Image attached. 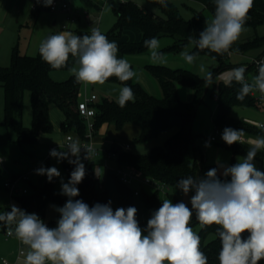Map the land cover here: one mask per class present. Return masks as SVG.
Returning a JSON list of instances; mask_svg holds the SVG:
<instances>
[{
  "label": "clouds",
  "instance_id": "1",
  "mask_svg": "<svg viewBox=\"0 0 264 264\" xmlns=\"http://www.w3.org/2000/svg\"><path fill=\"white\" fill-rule=\"evenodd\" d=\"M53 2L36 0L45 7ZM149 2L167 7V0ZM253 4L254 0H215L213 18L198 37L189 36V42L199 51L228 53L245 30ZM144 45L153 62H163L157 38L146 39ZM38 51L53 69L65 67L70 55L76 57L78 66L70 72L78 83L103 85L110 77H116L124 85L117 97L119 106L134 102V92L125 82L133 79L136 72L126 58H118V45L110 42L98 27L82 37L71 32L50 35L40 42ZM197 55L198 52L181 53L188 64L194 63ZM256 63L258 72L250 81L245 79L244 66L232 68L222 77L225 86L230 87L233 82L240 85L236 96L240 101L255 92L264 101V59ZM201 72H205L203 65ZM203 81L213 84V73L207 71ZM244 135L243 129L226 127L221 139L231 146L243 143ZM249 144L246 155L234 165L219 164L204 177L181 178L176 187L184 195L194 193L191 207L183 201L164 199L142 229L134 206L113 210L111 201L90 207L83 200L74 199L79 196L77 185L86 175L81 152L83 159L91 160L95 150L69 138L66 145L58 144L61 150L51 149L49 153L58 163L67 160L75 165L69 181L61 180L60 194L68 199L62 207L54 206L59 214L57 226L50 228L37 214L15 204L10 211L0 213V226L26 246L24 264H208L201 250V237L190 226L194 215L201 229L219 226V264H259L264 260V172L256 168L254 159L258 151L264 150V137L250 140ZM35 173L46 176L48 182L61 175L56 167L44 166ZM245 232L247 238L242 236Z\"/></svg>",
  "mask_w": 264,
  "mask_h": 264
},
{
  "label": "trees",
  "instance_id": "2",
  "mask_svg": "<svg viewBox=\"0 0 264 264\" xmlns=\"http://www.w3.org/2000/svg\"><path fill=\"white\" fill-rule=\"evenodd\" d=\"M87 9L100 11L103 0H82ZM158 9H152L139 5L134 0H128L113 4V11L117 16L114 26L108 31L107 35H120L125 26L138 27L142 32V38L138 42L122 41L119 50L122 54L142 53L148 50L144 45L146 39L153 37L159 39L163 36H171L174 42L167 47L169 51L198 52L197 56H209L217 61L215 67L210 71L215 75L225 69L235 67H246L245 79L249 81L250 74L256 75L258 72L257 63L253 60L248 66L236 65L231 63L229 56L233 52L246 53L259 49L264 45V34H256L252 38L236 41L228 53L218 55L208 50L199 51L189 42V36L198 37L204 30L207 23L211 21L215 12V0H210L206 7L212 16L209 17L204 10L194 11L190 18H184L176 5L167 0V7H162L153 3ZM264 23V0H254L253 7L248 13L245 25L257 27ZM264 57V49L261 50L256 58ZM76 57L69 56L67 65L63 68H71L75 63ZM147 68L157 77L163 96L157 97L150 94L144 87L132 79L125 82L134 92L135 100L130 101L125 107L121 108L116 99L105 97L100 101H95V115L92 117L94 124L93 134H97L104 124H113L117 129H121L127 123H137L140 125V133L137 137L139 142H149L157 138L161 133L176 128L177 130L168 137L162 145H156L146 153H135L123 150L116 144L111 150L117 153L119 167H127L141 173L146 178L156 181L165 188L176 186L181 178L192 176L194 178L204 177L207 171L215 168L208 163L204 156H199L197 146L192 133L193 119L198 105L203 99L206 88L203 77L184 68H172L163 64H148ZM62 69V68H61ZM49 64L44 62L39 53L37 55L21 54L17 48L13 50L11 63L8 66L0 65V84L5 90V124L12 127L17 133L19 142L37 141L40 132L51 131L52 121L49 113V104L55 102L64 113L65 119L62 123L64 131L74 129L84 140L87 138V123L78 110V101L81 98L82 83L76 82L74 76L65 80H55ZM107 81L122 84L116 77H110ZM188 84L195 91L196 97L193 101H183L177 90V83ZM123 85V84H122ZM240 85L233 82L228 87L222 82L218 88L217 108L214 122L217 127H231L236 130L253 131L244 122H232L228 118L229 109L234 105H254L258 106L260 96L256 98L253 94L245 97L243 101L236 99ZM28 90L31 95L33 108V124L26 127L21 122L23 112L24 93ZM261 132L264 130L260 128ZM118 147V148H116ZM228 148L234 153L246 155L249 147L244 143H234ZM261 151L257 152L260 156ZM83 162V161H82ZM86 175L83 181L77 185L79 196L74 199L83 200L90 207L96 203L107 204L110 201L109 191L104 187L101 173L97 170V164L83 162ZM63 165L70 179V174L75 165L63 160ZM54 177L52 182H48L47 177L43 185H32V190L16 198L21 203L22 209L28 213H35L42 217L50 202L58 203L62 207L67 197L61 195L56 190ZM221 179H225L221 176ZM230 179V177L228 178ZM118 189V204L112 206L113 210L119 207L127 208L134 206L135 191L116 177ZM161 189H157L153 194H144V203L150 215L157 210L165 199L160 194ZM168 199L173 203L181 202L177 196L168 195ZM6 207L4 211H10ZM2 211V212H4ZM59 214L50 223L49 227L57 224ZM141 228L147 227V221L137 217ZM199 224L195 217L192 218L191 227ZM218 225L205 226L197 232L201 237V250L208 258V264H219V252L221 243L218 237ZM214 236L209 239V236ZM247 238L248 233L242 234ZM259 264H264V260Z\"/></svg>",
  "mask_w": 264,
  "mask_h": 264
},
{
  "label": "rangeland",
  "instance_id": "3",
  "mask_svg": "<svg viewBox=\"0 0 264 264\" xmlns=\"http://www.w3.org/2000/svg\"><path fill=\"white\" fill-rule=\"evenodd\" d=\"M68 1L78 7L81 13V17L73 23H69L65 14L60 11L51 12L49 10H44L34 12L31 8V0L30 2L28 1V3H21L19 9H13L11 12L5 5H0V65H10L12 53L15 48H17L21 54L37 55L39 53L38 48L40 42L48 36L60 32H71L82 37L85 34L90 35L93 27H98L101 32L107 36L110 42H116L118 49L122 41L138 42L141 40L142 34L138 38L136 37L137 33L141 32V30L135 26H125L120 35H107L108 31L114 26L117 20V16L113 11V4H117L121 0H103L104 4L100 11L88 9V18L85 16L84 9L86 7L82 0ZM134 1L141 6L143 5L152 10H158L149 0ZM170 2L178 7L180 14L184 18H190L194 14V11L199 10H204V12L212 18L206 7L208 1L205 3L204 0H170ZM55 21L56 24H54ZM63 23H68L69 28H62ZM244 29L238 41L252 38L256 34H264V23L256 28L251 25H244ZM158 40L160 42L158 51L162 53L163 62H153L149 49L142 53L130 54H122L119 50L117 54L118 58H126L130 62L133 71L136 72V76L132 80L140 83L144 89L154 96L162 97L163 90L157 77L147 68L148 64H163L172 68H184L191 70L200 77H203L207 71H210L211 67L217 65V61L209 56H197L194 63L188 64L181 56V53L188 51V49L178 52L166 50V48L171 46L174 42V38L171 36H163ZM263 49L264 45L259 49L246 53L233 52L230 54L229 59L233 64L248 66L249 63L252 62V59L256 58L258 53ZM201 65L204 66L205 72H201ZM76 66L78 65L74 63L72 67ZM71 68L53 70V78L58 81L70 78L73 76L70 72ZM231 69L222 70L215 75L213 84L208 85L203 99L197 107L192 124V133L197 146L198 155H203L207 162L212 164L215 168H217L219 164L226 166L234 165L238 162V158L242 160L245 156L234 153L232 149L227 147V144L221 139L224 128L217 127L214 122L218 88L220 83L223 82L222 77H225L227 72ZM253 76L255 75L250 74V78H248L249 81ZM123 86L124 85L120 83L110 81H106L103 85H86L82 83L81 98H86L91 93H96L98 95L97 100H95L96 102L105 97L117 100L119 90ZM177 90L183 101L190 102L196 97L195 91L188 84L178 82ZM253 95L256 98L260 96L259 92H255ZM259 101H261V99H259ZM49 111L52 121V130L40 132L37 141L19 142L16 131L12 127L7 126L4 122L5 90L2 84H0V213H2L6 207H10L13 204L22 209L21 203L16 196H21L24 193L20 191L12 192L11 189L6 186L7 182H11L16 177L28 175L30 180H21L19 184L31 191L32 185L41 186L44 184L46 176L37 175L35 173L36 169L44 166L56 167L59 170L61 175L56 179V190L61 192V180H63L64 183L69 181V177L63 165V160L58 163L57 159L51 157L49 153L51 149L61 150L58 144L66 145L67 135H71L73 139H78L80 143L83 139L74 129L68 131L63 130L62 123L65 119L64 113L57 103L51 102L49 104ZM228 118L232 122H244L254 127L253 131H244L245 140L243 143L245 145L250 146V140L264 137V133L259 131L261 128L260 123H264V101L259 102L258 106L234 105L229 109ZM21 122L26 127H30L33 124V108L31 104V95L28 90L24 93ZM114 128L115 127L110 128L109 132L104 134L100 141H96L95 139L94 141L92 140L100 149V155L95 159L97 161V170L101 173L102 178L105 176L104 185L109 191V198L112 206L118 204L119 195L116 177L120 178V175L117 173L118 167L116 157L111 156L107 158L106 151L113 148L115 141L117 145L126 151L131 150L135 153H146L151 150V141L139 142L136 140L140 131L136 135H128V133L122 132L120 136H116L114 133L119 131V129L116 130L115 128V130H112ZM160 136L157 137L158 140L161 139ZM95 137H97V135ZM212 137H214V140L211 139ZM206 143L209 146L206 147ZM260 151L262 154L255 157L254 164L258 170L264 172V150ZM72 159H75V157H72ZM128 185L134 191H139L137 194H134V207L138 210L137 217L148 221L151 215L145 206L144 194H153L157 188L146 182L145 176L139 172L130 180ZM160 194L165 199H168L169 194H173L191 207L190 197L194 193L190 192L188 195H184L174 186L166 188L165 191L160 190ZM54 206L59 207L58 203L50 202L44 215L40 217L48 226L57 215ZM193 217L195 216L193 215ZM56 226L57 224L53 225L51 228ZM193 229L198 232L200 229L199 224L194 225ZM213 236L214 235L211 234L209 239ZM19 251L20 242L14 235L8 236L7 230L3 226H0V264H2L4 259L8 260L10 264H24L26 253L21 258H18Z\"/></svg>",
  "mask_w": 264,
  "mask_h": 264
},
{
  "label": "built area",
  "instance_id": "4",
  "mask_svg": "<svg viewBox=\"0 0 264 264\" xmlns=\"http://www.w3.org/2000/svg\"><path fill=\"white\" fill-rule=\"evenodd\" d=\"M31 8L34 12H39V11H44V10H49L51 12H57V11L64 12L66 14L67 21H69V23H72L81 17V13H80L78 7L74 6L68 0H54L53 4L51 6H48V7L43 6L42 3L37 4L36 0H31ZM84 12L86 14L85 16L88 18L89 17L88 9L85 8ZM63 28L64 29L68 28V23H64ZM262 59H264V57L260 58V59L254 58L252 60L256 63L257 61H260ZM216 97H217V95H216ZM97 98H98V95L96 93H91L88 97L80 98V100L78 101L79 113L82 117H84L86 119V123H87V138L82 140L81 146L82 147L91 146L95 150V153L91 157V160L83 159V150H82L81 160L83 162H86V163L93 162L95 160V158L100 154V149L98 147H96L94 142L92 141V137L94 135L93 134L94 124L92 121V117L95 115V107H94L93 103L95 102V100H97ZM260 127L264 130V123H260ZM69 138H72V136L67 135V137H66L67 143L69 142ZM211 139L214 140V137H212ZM244 140L245 139L243 138V141ZM106 155L108 157L117 156V153L114 150H108L106 152ZM117 173L120 175V178L123 182L129 183L130 180L137 174V171H135L133 169H129L127 167H118ZM21 180L29 181L30 177L28 175H22V176L16 177L11 182H9V183L7 182L6 186L8 188H10L12 192L20 191L22 193H28L29 189L26 187H22L19 184ZM145 181L154 185L157 189H161L162 191H165V189H166L163 185L159 184L156 181L150 180L149 178L145 177ZM138 192H139L138 190H135V194H137ZM25 248H26V246H24L20 243V251L18 254V258H21L26 253ZM2 263L3 264H10V262L6 259H4Z\"/></svg>",
  "mask_w": 264,
  "mask_h": 264
},
{
  "label": "crops",
  "instance_id": "5",
  "mask_svg": "<svg viewBox=\"0 0 264 264\" xmlns=\"http://www.w3.org/2000/svg\"><path fill=\"white\" fill-rule=\"evenodd\" d=\"M28 1L30 2V0H0V5L1 6H4L5 5V7L6 8H8L9 9V11L11 12L13 9H19V6H20V4L21 3H23V2H27L28 3ZM168 1H170V0H168ZM209 2L210 0H204V2L206 3V2ZM120 2V1H119ZM153 4V3H152ZM154 5V4H153ZM143 6V5H142ZM62 13H64V12H62ZM65 14V13H64ZM65 17H66V14H65ZM66 19H67V17H66ZM75 22V21H74ZM73 23V22H72ZM54 24H56V21L54 22ZM64 24V23H63ZM63 24H62V28H63ZM68 26H69V24H68ZM69 28V27H68ZM68 28H65V29H68ZM139 32V31H138ZM141 32H139V33H137V38L139 37V36H141ZM51 75H52V77H53V71H51ZM81 88H82V86H81ZM53 110H54V107H53ZM49 113H50V111H49ZM64 118H65V116H64ZM112 127H115L113 124H104L101 128H100V130L98 131V133L97 134H94L93 135V137H92V140L94 141V139L96 140V141H100L101 140V137L104 135V134H107L108 132H109V130H110V128H112ZM116 128V127H115ZM115 128L114 129H112V130H115ZM140 129H141V127H140V125L139 124H137V123H127V124H125V126L123 127V128H121V131H120V129H119V131H117L116 133H114L116 136H120L121 134H122V132H125V133H128V135H136V134H138L139 133V131H140ZM112 130H111V132H112ZM116 130H117V128H116ZM177 129L176 128H171V129H169V130H167V131H165V132H163V133H161L159 136H160V138L161 139H157V138H155V139H153L152 141H151V144H150V146H151V148L153 147V146H156V145H162L164 142H165V140L168 138V137H170L175 131H176ZM113 134V133H112ZM97 135V137H95ZM158 136V137H159ZM95 137V138H94ZM122 137V136H121ZM99 138V139H98ZM114 139V138H113ZM114 141H115V139H114ZM95 144V143H94ZM114 144H116L117 145V142L115 141V143ZM96 146V145H95ZM117 146H119V145H117ZM97 147V146H96ZM120 147V146H119ZM108 151V150H107ZM106 151V152H107ZM128 151V150H127ZM131 151V150H130ZM100 155V154H99ZM98 155V156H99ZM107 156V155H106ZM116 157V159H117V156H115ZM107 158H108V156H107ZM96 159V158H95ZM94 162L97 164V161L96 160H94ZM117 167H119V164H118V160H117ZM106 171V170H105ZM102 176V175H101ZM102 180H103V182L105 183V176H103V178H102ZM104 187H105V185H104ZM3 264V263H2Z\"/></svg>",
  "mask_w": 264,
  "mask_h": 264
},
{
  "label": "water",
  "instance_id": "6",
  "mask_svg": "<svg viewBox=\"0 0 264 264\" xmlns=\"http://www.w3.org/2000/svg\"><path fill=\"white\" fill-rule=\"evenodd\" d=\"M116 148H118V147H116Z\"/></svg>",
  "mask_w": 264,
  "mask_h": 264
}]
</instances>
